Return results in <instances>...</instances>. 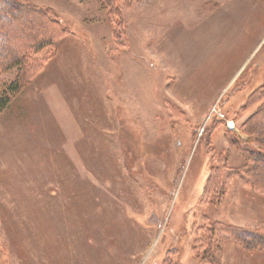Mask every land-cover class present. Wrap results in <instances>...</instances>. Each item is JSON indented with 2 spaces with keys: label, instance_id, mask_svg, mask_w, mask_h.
Wrapping results in <instances>:
<instances>
[{
  "label": "rangeland",
  "instance_id": "rangeland-1",
  "mask_svg": "<svg viewBox=\"0 0 264 264\" xmlns=\"http://www.w3.org/2000/svg\"><path fill=\"white\" fill-rule=\"evenodd\" d=\"M21 1L69 33L0 113V264H264V0Z\"/></svg>",
  "mask_w": 264,
  "mask_h": 264
},
{
  "label": "trees",
  "instance_id": "trees-1",
  "mask_svg": "<svg viewBox=\"0 0 264 264\" xmlns=\"http://www.w3.org/2000/svg\"><path fill=\"white\" fill-rule=\"evenodd\" d=\"M68 33L63 21L58 17L51 19L45 10L21 0H0V71L10 68L18 71L9 86L0 91V113L8 106L10 98L21 90L24 80L40 68L43 62L37 55L53 46L54 37ZM121 35L119 31L118 37ZM245 126L247 134L254 136L257 150L251 149L248 141L232 139L250 160L247 166L236 171V175L244 185L264 194V103L247 119ZM261 232L233 228L225 233L251 253L264 252V229Z\"/></svg>",
  "mask_w": 264,
  "mask_h": 264
}]
</instances>
